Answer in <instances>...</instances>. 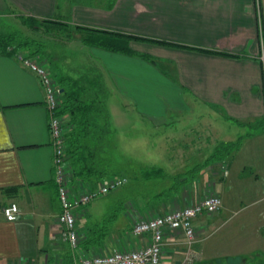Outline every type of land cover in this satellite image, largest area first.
<instances>
[{
	"label": "crops",
	"instance_id": "crops-1",
	"mask_svg": "<svg viewBox=\"0 0 264 264\" xmlns=\"http://www.w3.org/2000/svg\"><path fill=\"white\" fill-rule=\"evenodd\" d=\"M0 11L16 18L25 14L61 19L192 46L132 40V46L152 53L156 61L96 46L90 47L89 61L99 64L104 73L108 103L118 95L139 108L175 113L202 104L217 109L226 122L246 128L240 130L239 148L223 160L227 175L220 162L207 160L219 142L239 138L222 127L224 122L213 125L202 116L197 126L189 127L195 135L190 142L170 138L175 161L181 158L177 152L181 146L193 150L190 156L183 153L186 157L181 160L189 162L175 164L187 166L198 158L190 164L203 167L199 174L191 177L189 170L178 169L179 183L168 186L169 190L160 184V191L153 178L151 187L138 191L137 197L121 195L116 206H101L94 199L78 209L79 240L74 247L62 237L58 219L55 145L43 83L15 53L0 51V264H74L83 256L141 246L152 235L134 234L135 219L151 210L165 213L184 207L213 192L221 195L222 207L195 217L199 241L194 244V261L185 259L183 232L166 229L162 264H208L230 258L258 264L255 255L264 261V181H260L264 174V0H0ZM75 34L81 39L80 31ZM65 122L64 118V134ZM242 151L245 160L240 165L237 155ZM65 162L73 173L67 154ZM242 168L248 172H241ZM69 184L85 186L73 174ZM244 199L250 201L243 207L252 209L224 233L220 224L211 230L224 210L238 211ZM11 202L21 209L16 220L6 219L3 213Z\"/></svg>",
	"mask_w": 264,
	"mask_h": 264
},
{
	"label": "trees",
	"instance_id": "trees-1",
	"mask_svg": "<svg viewBox=\"0 0 264 264\" xmlns=\"http://www.w3.org/2000/svg\"><path fill=\"white\" fill-rule=\"evenodd\" d=\"M19 16L28 29L37 32V35L19 28L0 29V51L15 53L24 48L28 55L49 66L52 76L60 89H63L56 113L66 119L65 151L73 169L72 174L82 179L84 183L97 185L105 181L114 170L112 154L114 133L108 108L109 88L99 64L89 61L77 66L72 62L71 56L64 51L65 44L74 39V32L78 30L81 41L87 45L138 55L151 62H155L156 57L148 51L132 46V40L183 47L187 45L167 39L73 24L61 19L39 18L25 14ZM259 19L262 25L263 17L260 16ZM10 47L12 49H9ZM217 52L236 55L223 50ZM240 144L241 138L219 142L208 157V162L223 163V160L235 152ZM163 174L162 167L146 169L144 173L147 179ZM254 260L258 264H264L258 255H255ZM246 262V259L234 263L229 260H216L208 264Z\"/></svg>",
	"mask_w": 264,
	"mask_h": 264
},
{
	"label": "rangeland",
	"instance_id": "rangeland-1",
	"mask_svg": "<svg viewBox=\"0 0 264 264\" xmlns=\"http://www.w3.org/2000/svg\"><path fill=\"white\" fill-rule=\"evenodd\" d=\"M258 2H260L261 5L263 4V1ZM14 28L23 29L30 34L37 35V32L30 31L19 17L16 18L11 16L7 11H0V29L8 30ZM75 35L76 36L72 41L65 44L64 51L71 56L72 62L77 64V66L89 63L91 46L83 43L79 34ZM112 99L113 100L108 103V108L114 133V149L112 153L114 170L112 172L113 174L111 173L108 175V178L112 176H125L127 181L123 185L111 190L107 195L96 198L94 202L100 203L101 206L118 205L121 195L126 194L127 196L137 197L138 191L142 192L145 187H151V183L155 181L158 183V191L162 189L160 184L167 185L164 188L169 190L168 186H173L174 184L179 183L176 175L179 172L177 171L178 169H185V171L189 170V176L191 177L195 174H199L203 167L195 166V163L192 165L190 164L191 162H195L198 158L188 163L187 166L183 164L177 166L175 164L189 162L188 160L185 161L181 159L186 157L183 154L184 152H186L187 156H190L193 150L181 146L179 151H177L180 153L181 158H178L175 161L173 159L174 151L171 150L170 147L172 140H174L173 137L180 142H190L194 139L195 135L190 132L189 127L194 125L197 126L202 116H207L208 118L205 119V121L209 120L213 125H216V122L218 123L219 121L224 122L222 127L229 128L232 131V134L237 138L242 134L240 133V130L243 127L233 121L226 122L224 118L225 115L222 116L217 109L209 106L206 107L202 104L195 105L191 110L193 104L189 103L191 107L188 110L191 111L186 112L182 109L180 113H175L173 110L168 112L167 109L164 111H151L145 106L139 108L135 105L134 101L125 99V101L129 102H125L124 100H122V102L118 95L113 96ZM150 112L154 114H148ZM210 112H212L213 115ZM211 116L213 117L211 118ZM245 129L246 128H243V130ZM170 138H172V140ZM202 142L206 143L204 139ZM243 153L244 152L242 151L237 155V163L240 165H243L242 163H244L245 160ZM153 167H162L164 169L163 176H157L154 177V179H147L144 175L145 170L152 169ZM241 172L247 173L248 169L244 170V168H242ZM260 181H264L263 172L261 173ZM148 190L151 193L152 189H146L145 191L147 192ZM249 201L250 199H244L241 201L236 207V210H238L236 212L224 210L220 215V221L214 224L211 227V230L216 229V226H219L218 224H220V227H218L220 228V233H224L239 219L241 215L248 211V209H252L253 206L247 208L243 207ZM128 204L129 206H133L132 201L128 202ZM233 259L236 258H230L229 261L234 263L235 261Z\"/></svg>",
	"mask_w": 264,
	"mask_h": 264
},
{
	"label": "built area",
	"instance_id": "built-area-1",
	"mask_svg": "<svg viewBox=\"0 0 264 264\" xmlns=\"http://www.w3.org/2000/svg\"><path fill=\"white\" fill-rule=\"evenodd\" d=\"M259 16L261 15L259 14ZM261 46V58L264 63L263 41ZM9 49H12V47ZM15 54L25 65L40 76L46 91L47 107L51 113L50 127L55 145V179L58 184V196L61 203V213L58 219L61 224L62 237L75 247L79 240L77 225L78 209L88 205L101 195H105L111 190L123 185L127 181V178L112 176L97 187H92L86 183H84L85 186L83 187H80L81 185L76 187L69 184L72 172L65 162L64 118L56 113L61 93L60 86L52 76L50 68L46 63L39 61L24 51H16ZM221 171L224 175L229 173L225 162L221 163ZM221 207V195L213 192L199 198L195 203L165 213H158L151 210L148 216L135 219L132 228V232L137 235L151 233L152 238L147 243L137 247L114 249L110 252L83 256L80 261L74 264H162L166 229L180 230L183 232L186 243L185 259L190 263L196 257L194 244L199 241V231L193 224L195 217L203 213H215ZM3 213L6 219L16 220L21 213V209L16 202H11L4 206Z\"/></svg>",
	"mask_w": 264,
	"mask_h": 264
},
{
	"label": "water",
	"instance_id": "water-1",
	"mask_svg": "<svg viewBox=\"0 0 264 264\" xmlns=\"http://www.w3.org/2000/svg\"><path fill=\"white\" fill-rule=\"evenodd\" d=\"M61 90H63V89H61Z\"/></svg>",
	"mask_w": 264,
	"mask_h": 264
}]
</instances>
